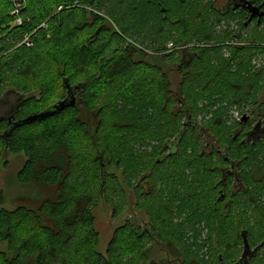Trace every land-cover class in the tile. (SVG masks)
<instances>
[{"label":"trees","instance_id":"obj_1","mask_svg":"<svg viewBox=\"0 0 264 264\" xmlns=\"http://www.w3.org/2000/svg\"><path fill=\"white\" fill-rule=\"evenodd\" d=\"M19 3L17 9L0 0V99L17 98L12 121L0 119V158L6 151L23 155L16 180L36 192L12 211L0 209L6 250L0 249V264H243V235L250 247L262 236L251 221L237 227L220 205L209 206L215 173L206 170L199 145L207 135L217 143L239 142L234 131L245 127L237 121L226 129L224 117L231 108L242 116L263 91L264 65L253 71L251 62L264 50V32L245 28L243 13L216 8L214 0ZM102 7L106 16L99 14ZM14 10L19 13L10 15ZM17 19L21 23L9 28ZM233 39L242 45L226 47ZM170 73L179 76L175 88ZM67 86L73 107L13 127L50 111ZM214 96L228 108L202 128L195 120L203 112L199 105L213 106ZM138 142L156 144L140 152ZM118 168L122 181L111 171ZM124 187L148 223L125 222L101 254L92 210L103 200L113 213L119 210L113 201L124 202ZM197 228L207 231L205 240L198 241ZM155 244L175 258L153 260ZM203 247L207 260L199 255Z\"/></svg>","mask_w":264,"mask_h":264},{"label":"flooded vegetation","instance_id":"obj_2","mask_svg":"<svg viewBox=\"0 0 264 264\" xmlns=\"http://www.w3.org/2000/svg\"><path fill=\"white\" fill-rule=\"evenodd\" d=\"M218 1L214 0V6ZM221 2L220 8H229L233 14L243 13L245 28H264V17L260 22L257 17L249 21L250 12L246 4L256 8L262 6L260 11L264 13V0ZM256 97V104L239 118L238 122L245 128L239 126L234 131L233 140L239 137L238 143H217L207 135L199 145L200 155L205 157L203 161L206 163V170L208 173H215L206 193L209 206L220 205L223 213L230 214L234 216L233 220L239 221L235 223L237 227H243L251 221L250 227L257 230L258 236H262L253 247L248 245L246 253L242 242L239 261L244 262L243 264L251 261L257 263L264 259V85L262 93ZM246 192L250 197L245 195Z\"/></svg>","mask_w":264,"mask_h":264},{"label":"rangeland","instance_id":"obj_3","mask_svg":"<svg viewBox=\"0 0 264 264\" xmlns=\"http://www.w3.org/2000/svg\"><path fill=\"white\" fill-rule=\"evenodd\" d=\"M222 0H219L216 4L215 7L220 8L222 5ZM14 11L10 12V15L13 14ZM107 9L105 8H100L99 14L102 16H106ZM15 16V15H14ZM15 23H11L8 27L11 28L14 26ZM113 28H115L112 23H110ZM231 29L233 31H237V26L231 25ZM232 31V32H233ZM258 34L261 32H264V28H259L257 29ZM237 37V35H236ZM227 46L226 47H233V46H240L242 43L239 40L233 39L232 41L226 42ZM246 45V43H244ZM262 45V44H261ZM264 45V44H263ZM167 49L171 50L172 49V44L167 45ZM112 50H109L106 54L107 58H109L112 55ZM258 57H255L252 59L251 65L254 70H258L262 65H264V50L259 49V52L257 53ZM177 56V54L174 53V57ZM229 56V51L227 49H224L223 51V57H228ZM174 62L173 59L165 60L166 63L168 62ZM254 63V65H253ZM165 68V67H164ZM233 68V67H231ZM235 69H233L234 71ZM232 71V72H233ZM170 81L172 82V87L175 88L177 83L179 82V76L175 75V73H170L169 76ZM262 83L264 84V78ZM127 86H129L127 83H125ZM117 85V84H116ZM122 85V86H126ZM121 86V87H122ZM119 89V86L115 87V90ZM146 91L145 86L142 88V93ZM151 91V90H149ZM143 94H147L146 92ZM142 94V95H143ZM215 99L213 106H210L208 104H203L202 106L199 105L200 107H203V112L200 114H197L195 117L196 124L198 126H202V128H206L207 126H210L211 120L214 116V112H216L218 109L223 110L228 108L227 105V100H225L222 97L214 96ZM17 98L14 94H9L6 96L1 97L0 99V119L2 118H7L10 113L13 111V106L16 104ZM119 105V102H118ZM126 111H133L131 107H127ZM139 112H140V107H139ZM215 117V116H214ZM240 115L239 111H237L235 108H231L228 110V114L226 117H224V120L226 119V129L232 128L237 121H239ZM160 138H165V135L163 133H159ZM158 141V140H156ZM156 144L155 142L149 143V145L145 146L142 145L141 142H138L134 145L135 149H138L140 152L143 150H146L147 152L150 150V146ZM25 161V158L23 155L18 154V155H13L10 154L9 152H5L3 156L0 158V202L2 201V204H0V209H5L8 211L14 210L18 205V200L26 197V195H34L35 194V188L34 187H23L19 185V183L16 180V175L18 171L21 169L23 163ZM116 177L118 178L119 181H122V169L118 168L116 170H111ZM133 181V180H131ZM125 188V198L124 202L122 201L121 198L115 199L113 203L119 202V207L120 209L117 210L116 212L113 213V205L110 203L106 202L105 200L98 202L96 207L93 208L92 212L95 218L94 222V228L99 234V244H98V252L101 254L105 253V250L107 248L108 243L111 240V237L114 233V231L123 225L125 222H128L136 227L139 226H144L148 223V217L145 213L144 210L142 209H137L136 208V201L133 198L132 193L129 191V189ZM121 201L123 202L121 205ZM175 222H179V220H176ZM149 226V225H147ZM197 230H199L197 228ZM192 237V233H190V239ZM207 238V231L204 229L199 230V236H198V241H203ZM0 249L2 251H6L4 245H0ZM206 247H203L200 250V257L203 260H207L208 255L206 254L205 251ZM166 252L167 249L165 248L164 244H158L153 246L152 251H151V256L152 259L155 261H170L173 260L175 257L170 256Z\"/></svg>","mask_w":264,"mask_h":264},{"label":"water","instance_id":"obj_4","mask_svg":"<svg viewBox=\"0 0 264 264\" xmlns=\"http://www.w3.org/2000/svg\"><path fill=\"white\" fill-rule=\"evenodd\" d=\"M246 4L248 5L247 9L250 12L249 21L252 18L257 17L258 18V22H260L261 19L264 17V13L260 11V8L262 6H260V8H258V7L256 8V7L250 6L248 3H246ZM66 82L67 81L65 80V83ZM66 88H67L66 97L62 101H58L57 103L52 105L50 107V109H51L50 111H46V112L40 113L38 115H32V116L26 118L25 120H22L21 122L14 123L13 127L19 126L20 124L31 123V122H33L35 120H41V119L50 117V116L54 115L55 113H57L59 111H62L63 109H65L67 107H73L74 104H75V97H74V95H73V93L71 91V88L69 86H67ZM12 113H13V111L6 118L8 120V122H11L12 119H13V114ZM243 245H244V253H246L247 250H249V249H248V245H247V241H246L245 235H243Z\"/></svg>","mask_w":264,"mask_h":264},{"label":"built area","instance_id":"obj_5","mask_svg":"<svg viewBox=\"0 0 264 264\" xmlns=\"http://www.w3.org/2000/svg\"><path fill=\"white\" fill-rule=\"evenodd\" d=\"M11 1L14 2L15 7H16L17 9L20 8V3H19V2H20L21 0H11ZM18 13H19V12H18L17 10H14V12H13L14 15H17ZM15 22H16V24H20V23H21V22H20V19H17ZM23 43H24V45H25L26 47H30V46H31V44H30V42H29V40H28L27 37L24 39Z\"/></svg>","mask_w":264,"mask_h":264}]
</instances>
